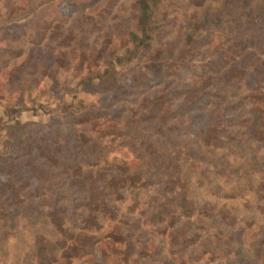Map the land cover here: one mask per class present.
Segmentation results:
<instances>
[{"label":"rangeland","instance_id":"1","mask_svg":"<svg viewBox=\"0 0 264 264\" xmlns=\"http://www.w3.org/2000/svg\"><path fill=\"white\" fill-rule=\"evenodd\" d=\"M152 8L0 0V264H264V0Z\"/></svg>","mask_w":264,"mask_h":264},{"label":"trees","instance_id":"2","mask_svg":"<svg viewBox=\"0 0 264 264\" xmlns=\"http://www.w3.org/2000/svg\"><path fill=\"white\" fill-rule=\"evenodd\" d=\"M154 0H138V4L140 6L142 15H141V21L145 22L148 20H151L152 18V2ZM230 15L233 13H229ZM234 18H239V21H241L242 23L245 24V27L247 28H260L263 24H264V13H260L259 11H251V10H244V9H239L234 11ZM217 20V19H216ZM213 17H204L199 21H195L194 24L191 27V31L189 32L188 36H187V44H193L199 31L203 28H214V27H220L222 25V23H217ZM251 35H249V39L246 38L243 42H244V48H250V47H257L255 44V41L252 40V38L250 37ZM253 38H257L256 35H252ZM137 37V35H136ZM150 37L149 33L146 31L145 36L144 37H137L138 39V44H148V38ZM250 40V41H249ZM251 42V43H249ZM259 42V39H258ZM262 43H260L259 45L263 48L260 49V46L257 47L262 53H264V47L263 45H261ZM214 138H218V140H220V138L218 135L216 136H212L210 138H207V141L212 142ZM210 139V140H208ZM151 152V151H150ZM138 178V176H137Z\"/></svg>","mask_w":264,"mask_h":264}]
</instances>
